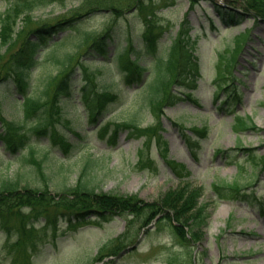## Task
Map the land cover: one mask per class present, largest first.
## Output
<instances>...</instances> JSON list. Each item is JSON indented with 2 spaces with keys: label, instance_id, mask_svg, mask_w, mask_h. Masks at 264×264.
I'll return each mask as SVG.
<instances>
[{
  "label": "rangeland",
  "instance_id": "rangeland-1",
  "mask_svg": "<svg viewBox=\"0 0 264 264\" xmlns=\"http://www.w3.org/2000/svg\"><path fill=\"white\" fill-rule=\"evenodd\" d=\"M15 1L0 0V18ZM29 1L30 7L24 6L14 21L17 30H25L12 54L7 55L4 61L14 54L18 55L16 61H19L25 38L29 36L33 40L35 35L32 31L38 25L63 19L67 28L57 36H50L36 48L35 57L39 60L34 67L33 78L40 90H43L47 75L51 71L56 74L61 66L59 61L52 59L51 53L56 52L60 57L74 50L78 53L74 64L76 70L70 74V85L76 89L71 97L62 92L55 94L59 98L58 105L63 106L64 111L55 110L49 119H54L50 123L54 128H72L73 132L67 130L69 138L81 140V143L66 155L59 145L51 141L54 131L51 126L45 133L33 135L39 144L49 145L48 148L37 145L36 150L40 156L48 155L53 171L52 192L56 194L63 185L76 184L83 161L90 156L95 160L93 174L99 189L137 194L145 202H156L169 189L180 184V167L171 163L176 161L187 165L191 175L186 178H190L193 185H203L200 200L208 203L204 215L210 214L207 222L200 227L203 233L195 239L190 237L187 245L178 241L168 219L158 225L145 226L150 210L133 214L124 212L109 219L92 216L70 221L69 213L51 206L50 216H55L53 223L46 222L47 225L44 224L45 215L35 220L26 218V222L30 220L25 225L26 230L18 219L9 221V229L0 220V264H264V24L253 17H246L231 26L217 20L212 24L208 18L217 17L213 9L215 0H199L197 11L188 16L193 25L191 38L182 34L178 41L190 50L195 48L200 71L195 78H177L184 82L172 86L177 95L184 90L193 92L192 100H176L171 105L164 101L162 107L158 105L154 111L148 104L142 105L141 94L136 92L137 86H128L124 82L121 76L125 72L115 69L117 85L109 87L125 91L126 102L112 104L102 120L90 123L75 95L87 65L84 59L91 60L93 54L90 53L95 52V48L90 46L91 50L87 51L89 46L85 44L78 49L81 33L102 31L113 23V38L107 46L111 53L128 45L131 40L138 46L140 39L137 33L143 28L141 20L144 14L125 9L115 17L112 9L94 10L75 14L74 27H68L66 20L77 13L71 10L78 7L81 0H65L64 3ZM166 2L167 5L163 0L157 1V6L160 5L157 8L158 22H171L170 29L161 39L167 50L172 47L179 23L190 5L189 0H176L174 4L170 0ZM27 14L31 15L29 21H26ZM242 32L247 34L241 36L244 47L237 57L238 63L218 79L220 63L224 67V57L230 56L236 36ZM59 35L62 38L53 43ZM95 57L101 64L102 56L95 54ZM15 64L0 65L5 68L0 75L11 77L0 81L1 91L11 87L13 75L8 70L10 65L13 68ZM230 93L238 95V99H232ZM132 104L137 109L130 107ZM5 105L9 112L13 111V106ZM48 105L51 109L52 103ZM132 108L138 112L140 126L153 125L156 130L143 135L139 131L129 136L128 130L123 129L115 144L109 142L108 136L98 137L95 128L101 122L128 118ZM14 109L18 112L19 108ZM237 116L251 119L255 123L253 129L236 132L234 120ZM30 121L28 125H31ZM201 128H207V131H199ZM185 135L198 146L196 158H193L184 140ZM167 148L168 155L165 154ZM1 151L2 147L0 178L14 176L20 162H2ZM236 165L240 166L239 173ZM234 178H239L245 187L236 194L246 195L247 199H239V196L233 199L232 195L224 198L217 196L214 183L226 187L225 183ZM198 230L194 228L191 234ZM117 245L119 248L113 250ZM109 254L116 257L113 256L114 260L108 263L106 260L109 258L104 257Z\"/></svg>",
  "mask_w": 264,
  "mask_h": 264
},
{
  "label": "trees",
  "instance_id": "trees-1",
  "mask_svg": "<svg viewBox=\"0 0 264 264\" xmlns=\"http://www.w3.org/2000/svg\"><path fill=\"white\" fill-rule=\"evenodd\" d=\"M157 1L159 0H81L80 5L71 10L77 13H74L71 19L66 20L68 27H74V19L77 18L75 14L90 13L102 8L112 9L117 15L125 9L130 10L136 7L138 12L144 14L142 17L144 30L140 34L142 42L138 46L131 42L128 47L117 49L111 59L109 57L110 50L106 46L114 34L113 24H108L101 32L87 31L81 33L78 49L86 44L89 46L87 51L91 50L90 46L95 48V52L97 51L96 53L91 51L90 54H93L91 61L87 58L84 59V63L87 65L82 74L81 85L75 95L83 105L89 122H98L108 105L122 97V93L115 92L113 87H109L111 84H116L114 70L117 68L126 70L125 80L129 84L142 82L145 71H149L151 75L153 73V77L149 80L146 79L138 91L143 100L142 105H151L154 111L158 105L161 108L164 101L166 103L174 102L176 93L171 87L177 83V78L198 74L199 56L196 55L193 48L190 50L186 45H182L181 41H178L182 34L189 35L191 27L187 17L189 12H185L184 18L180 22L178 34L172 40V47H168L166 50L167 47L161 38L166 30L170 29L171 22L167 24L158 22L159 9L157 7L160 5L157 6ZM163 1L167 5L166 0ZM231 1L241 4L246 12L250 13L256 20L264 19V0ZM41 2L64 3L65 0H41ZM199 2V0H190L191 9L197 10ZM29 3V0H16L1 14L0 18V62L2 63L0 65L7 66L9 63H16L13 68L10 65L8 70L13 75L11 87L0 90V122L2 128L0 140L5 150L3 153L5 158L3 157L2 162H20L14 176L0 178V219L6 225L12 218L18 219L26 230V218L32 220L45 215L47 221L52 222L55 215L50 216L49 208L51 206L69 212V215L76 217L77 220L94 215L108 219L114 214L124 212L133 214L145 209L150 210L145 225L151 223L156 216L161 215L157 221L159 224L168 219L171 226L174 227L178 241L182 244L190 243V237L195 239L201 232L203 233L200 227L207 221L208 214L204 215V212L207 210L208 203H203L200 200L202 187L200 185L195 186L183 179L182 172L179 173L182 180L177 187L169 189L165 196L156 202H145L137 194H122L99 189L93 174L95 160L89 156L83 161L82 172L76 184L63 185L56 194L52 192L53 171L49 165L48 155L40 156L37 153L35 146L40 144L34 141L31 136L32 133L46 132L51 126L50 123L54 122V119L50 121L49 115L55 110L56 112L64 111V107L58 105L59 98L55 94L62 92L66 96L71 97L73 95L75 88L70 85V74L76 70L74 64L78 53L77 50H74L65 53L62 57L56 52L51 53L52 59L59 61L61 66L57 68L56 74L51 71L47 75L45 84L42 85L43 90H40L36 79L33 78L34 67L39 60L36 59L35 52L42 45V42L50 36H57L59 32L67 28L64 27L65 20L63 19L56 23L38 25L32 31L35 35L33 40H30L29 36L25 38L19 61H16L18 59L17 54L4 61L7 55L12 54L13 48L18 43V38L25 30H17L14 21L24 10V6H29ZM170 3H175V0H170ZM214 9L218 12L220 21L225 24L239 22L245 17L242 12L224 8L218 4H214ZM30 19L31 15L27 14L26 21ZM243 34L246 35L247 32H242L236 36V43L230 56H225L223 59L224 67L220 63L217 71L218 79L224 77L235 66L238 53L244 45L241 40ZM61 38L53 40V43ZM95 54L104 56L105 65L99 66L96 63ZM4 70V67L0 68V72H4ZM9 76L8 74L6 76L0 75V80H5ZM14 93L21 94L22 99H15L12 96ZM191 95L184 93L186 98L191 99ZM7 103L11 107L13 106V111L9 112L5 105ZM48 103H52L51 109ZM14 107H18L19 112H16ZM130 107L135 108V105L132 104ZM135 109L132 108L129 111V116L125 120L113 122V128H110L111 123L109 122L101 124L98 129L100 136L111 131L109 140L114 142L119 131L124 128H131L133 134L139 131L154 132L155 126H139L138 112ZM34 117V121H30L31 125H28L27 122ZM252 126L253 124L245 122L242 117L236 118V129ZM52 128L54 129L51 135L53 142L60 144L66 154L72 152L74 147L81 143V141H71L67 137L68 131L72 129H68V127L59 129L53 126ZM40 147L48 148L49 146L41 144ZM27 148L28 150L24 152ZM239 185L235 181L230 187L232 190H239ZM194 228L199 230L191 234V230ZM116 248H119L118 245L114 246L113 250Z\"/></svg>",
  "mask_w": 264,
  "mask_h": 264
}]
</instances>
